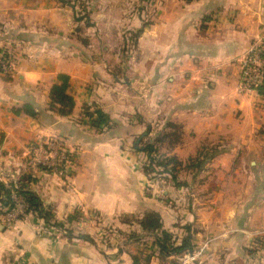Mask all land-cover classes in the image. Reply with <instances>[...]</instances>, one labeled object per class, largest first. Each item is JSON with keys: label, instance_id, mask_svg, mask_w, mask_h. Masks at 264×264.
<instances>
[{"label": "crops", "instance_id": "1", "mask_svg": "<svg viewBox=\"0 0 264 264\" xmlns=\"http://www.w3.org/2000/svg\"><path fill=\"white\" fill-rule=\"evenodd\" d=\"M85 1L77 22L75 0H0L17 62L0 75V176L53 216L0 224V264H183L158 258L149 214L177 245L186 228L208 245L199 264H264V93L241 91L239 63L264 36V0ZM59 75L69 117L50 110ZM42 141L71 154L69 178L31 165ZM147 146L176 169L147 175Z\"/></svg>", "mask_w": 264, "mask_h": 264}, {"label": "built area", "instance_id": "2", "mask_svg": "<svg viewBox=\"0 0 264 264\" xmlns=\"http://www.w3.org/2000/svg\"><path fill=\"white\" fill-rule=\"evenodd\" d=\"M196 1V0H194ZM242 83V92H258L264 89V36L259 38L249 51L239 61ZM17 69V62L14 56L0 49V75L12 76ZM31 165L43 167L52 171L61 178H69V168L72 163L71 154L56 141H42L32 148ZM9 189V196L2 195L3 200L9 201L8 207L0 204V224L12 226L23 220H29L33 216L26 199L21 195V182L15 174L0 176L1 181ZM208 245L198 249L187 251L169 258L180 257L183 264H199L200 259L206 252Z\"/></svg>", "mask_w": 264, "mask_h": 264}, {"label": "trees", "instance_id": "3", "mask_svg": "<svg viewBox=\"0 0 264 264\" xmlns=\"http://www.w3.org/2000/svg\"><path fill=\"white\" fill-rule=\"evenodd\" d=\"M67 4L71 5V0H63ZM85 0H75L74 9L76 11V20L77 22H81L82 20L88 19L86 15L85 9ZM141 32H138L133 39H136L140 36ZM70 88V77L67 75H59L57 79V83L53 85L51 92H50V110L60 117H69L73 114L75 109L76 103L74 98L69 94ZM261 93H264V89L261 90ZM26 113L30 114L33 117H37V113L32 109V107L27 106L25 108ZM86 116L91 118L92 126L96 128H101L104 126H108L110 123L109 117L102 112L101 110H97L95 112H88L86 111ZM149 157V163L146 165V173L147 175H154V174H163V172L170 171L168 169L169 166H173V171L176 169L178 163L175 160L164 159L161 160L155 156L157 150L154 146H147L145 149ZM43 168V167H40ZM46 170V168H43ZM48 170V169H47ZM166 170V171H165ZM172 171V170H171ZM173 180L176 183V178L173 177ZM9 189L4 183H0V204L3 207H8L9 201L3 200L2 195L9 196ZM21 195L26 199V202L30 206V211L33 215H37L41 218H44L46 221H52V214L49 210H47L40 200V198L32 193L28 187L24 184L21 186L20 190ZM141 224L143 228L157 235V232L160 234L158 239V247H159V255L158 258L160 260H164L171 255L180 256L187 251H191L194 248L193 239L190 235L191 231L189 228L187 230V237H185L182 242L177 245L174 236L166 231H161L162 224L159 216L154 214L147 215L142 221ZM132 238H140L138 235H132ZM147 262L150 261V258H147Z\"/></svg>", "mask_w": 264, "mask_h": 264}]
</instances>
